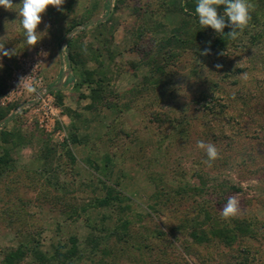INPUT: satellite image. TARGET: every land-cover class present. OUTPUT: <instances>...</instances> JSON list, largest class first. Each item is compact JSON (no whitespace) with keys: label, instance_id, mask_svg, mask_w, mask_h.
<instances>
[{"label":"rangeland","instance_id":"obj_1","mask_svg":"<svg viewBox=\"0 0 264 264\" xmlns=\"http://www.w3.org/2000/svg\"><path fill=\"white\" fill-rule=\"evenodd\" d=\"M249 3L232 44L176 57L166 54L175 46L159 53L178 29L212 44L220 35L197 28V0H65L42 15L34 47L18 12L0 7V46L16 50L0 54V154L11 159L0 174V264L23 243L53 256L72 236L85 250L75 264H264V0ZM28 67H38L34 90H13ZM199 141L219 152L211 166ZM105 179L130 206L122 219L82 209L105 197ZM229 196L239 213L225 220ZM87 221H128V235L109 237L112 253L99 257ZM237 222L252 231L223 244L220 230Z\"/></svg>","mask_w":264,"mask_h":264},{"label":"trees","instance_id":"obj_2","mask_svg":"<svg viewBox=\"0 0 264 264\" xmlns=\"http://www.w3.org/2000/svg\"><path fill=\"white\" fill-rule=\"evenodd\" d=\"M83 23L84 22H81L78 25L83 24ZM78 25L74 24L71 27V29L76 28ZM197 28L201 29V25L199 24V21H197ZM228 32H230V30L225 31L223 35H219L218 37H216L214 44H212L211 42H209V40L206 41L203 38H199V37L195 38L193 34L187 35L186 30H183L180 32L178 29L174 33V35H172V37H168L160 43V47L162 48V50L159 54L163 56L164 50L171 49L174 46H175V49L169 50L166 52V54H169L167 57H171L172 55L176 57L177 56L176 49L181 48V47H182L181 51L188 50L189 49L188 47H190L194 50L196 49L195 51L201 55H202V50H205V49L211 50V46H219L222 49H224L228 45L232 44V42H234L235 40L227 34ZM250 37H251V40H253L254 38L257 40L260 39L257 36H250ZM197 42L200 43V47H198ZM68 47H69V52H68L69 60H71V62L73 63V61L76 59V56H77L76 44L74 43V41H70L68 43ZM173 51H176V52L173 53ZM158 69L162 70V66L158 67ZM91 79L92 78L89 75L88 78H85L81 82H78L77 88L80 83L82 82L88 83L90 82L89 80ZM1 117H3V115ZM4 133L2 132L1 134L4 135ZM73 141L74 142L77 141V138L75 137ZM10 161L11 159L8 155V152L7 153L5 152L4 154H0V174L7 167H9ZM109 161L110 160L108 159L107 162ZM102 183H103V186L106 192L105 197L96 198L93 203H90L87 206L82 207V209L85 210L86 208H89L91 206H93V208L103 207L106 209H115L118 217L122 219L121 213L125 212L127 209L130 208L129 204L128 203L122 204L125 197L122 195V193L119 190L114 188L111 184L107 183L106 179L102 181ZM233 188L240 190V188H237L234 186ZM108 217L109 216H107L106 214L102 215V219L104 221L107 220ZM104 221H103L102 227H99L97 224L93 225L91 222L87 221L88 223L87 225L91 226L92 229H94L95 231H93L94 234H91L86 238V245L89 247V249L93 250V253H97L99 257L102 255L104 256V255H108L112 253L111 250L108 248L109 237H113L118 242H120L123 240L125 241L126 239L125 237H127L128 235L127 234L128 233L127 231L128 221H123L122 224L120 223V225L119 224L116 225L115 228L105 226ZM252 225H253L252 222L250 223L237 222L235 224V227L226 226L222 230H220L219 238L224 239V237L227 234L233 233L235 237L242 239L244 238L243 236H245L246 233L252 231V228H251ZM102 232H105V234L101 235ZM104 235H107V236L104 237ZM221 242L225 245H228L225 239ZM84 251L85 250H83L80 247L79 238L77 236L71 237L70 247H67V245L62 244L56 250L53 256H49L46 253H43L40 249L31 248L30 245L23 243V244H20L14 251L5 253L4 258H3V264H20L26 257L31 256V255L35 259L36 264H75L77 261L79 262V260L83 257ZM100 261L103 264H108V262L105 259H101Z\"/></svg>","mask_w":264,"mask_h":264},{"label":"clouds","instance_id":"obj_3","mask_svg":"<svg viewBox=\"0 0 264 264\" xmlns=\"http://www.w3.org/2000/svg\"><path fill=\"white\" fill-rule=\"evenodd\" d=\"M65 0H21V3H13V0H0V7L5 10H14L18 12L25 43L28 47H34L41 40L38 26L42 22V15L46 13L49 6L62 10ZM224 5L223 16L218 14V6ZM252 5L249 0H197L195 12L198 16L199 24L202 28L211 27L217 34L223 35L225 27L232 30L227 34L233 39L237 38L240 32H243L249 25L251 20L250 10ZM227 18V20H226ZM210 49H205L202 54H209ZM0 54L11 58L16 55V50H6L4 46H0ZM220 67V65H217ZM25 86V77H21L18 81V87ZM33 91V88H29ZM197 147L204 151L207 159L204 163L211 166V162L219 157L216 146L212 143L199 141ZM239 213V201L236 196H229L221 210L223 219L228 220L234 218Z\"/></svg>","mask_w":264,"mask_h":264},{"label":"built area","instance_id":"obj_4","mask_svg":"<svg viewBox=\"0 0 264 264\" xmlns=\"http://www.w3.org/2000/svg\"><path fill=\"white\" fill-rule=\"evenodd\" d=\"M37 75H38V67H28V68H21L17 71L15 75V82L13 83L12 89L22 92L24 89L30 87L32 88L34 85V82L37 81ZM21 77H25V86L24 87H18V81Z\"/></svg>","mask_w":264,"mask_h":264},{"label":"water","instance_id":"obj_5","mask_svg":"<svg viewBox=\"0 0 264 264\" xmlns=\"http://www.w3.org/2000/svg\"><path fill=\"white\" fill-rule=\"evenodd\" d=\"M82 28H85V26H83Z\"/></svg>","mask_w":264,"mask_h":264}]
</instances>
